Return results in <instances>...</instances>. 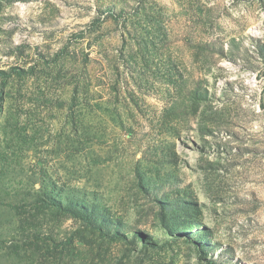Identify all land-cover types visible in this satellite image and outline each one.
Here are the masks:
<instances>
[{"label": "rangeland", "instance_id": "1", "mask_svg": "<svg viewBox=\"0 0 264 264\" xmlns=\"http://www.w3.org/2000/svg\"><path fill=\"white\" fill-rule=\"evenodd\" d=\"M0 264H264V0H0Z\"/></svg>", "mask_w": 264, "mask_h": 264}]
</instances>
